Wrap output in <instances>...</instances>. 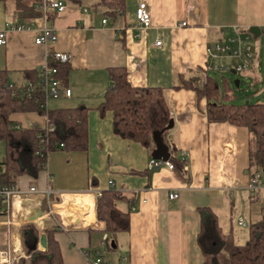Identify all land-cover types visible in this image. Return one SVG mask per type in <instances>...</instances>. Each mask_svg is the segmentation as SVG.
<instances>
[{
	"label": "crops",
	"instance_id": "1",
	"mask_svg": "<svg viewBox=\"0 0 264 264\" xmlns=\"http://www.w3.org/2000/svg\"><path fill=\"white\" fill-rule=\"evenodd\" d=\"M97 1L66 3L65 12L47 21L57 34L53 46L34 42L44 24L40 18L20 21L33 25L8 31L6 43L0 45V70H6L8 82L16 84L28 82L23 72L38 71L49 51L69 53L70 69L62 85L70 89V96L62 92L48 107L89 108L86 150L51 151L37 179L17 178V190L49 187L51 199L46 204L38 194L22 196L36 206L34 222H27L24 203L16 200L15 209L20 211L13 223L6 224L0 216V250L16 237L20 243L21 226L33 223L41 231L58 228L56 238L64 264H87L82 254L85 248L99 250L114 264H202L197 243L200 208L211 210L222 233L230 234L236 245L243 244L248 230H242L247 226L238 225L237 220L247 223V215L250 223L264 215V211L260 214L263 193L253 198L246 189L255 170L249 154L250 135L244 127L208 122L205 98L180 87L178 77L201 72L209 61L207 45L232 34L233 27L249 34L252 27L262 28L264 0H126L124 12L114 19L105 15V24L102 9L92 7ZM141 1L151 16L147 29L136 24L135 10ZM83 7L88 10L84 12ZM14 14L12 1L0 2V30L6 22L16 21ZM182 21L186 25L180 26ZM253 62L256 71L258 62ZM112 66L125 67L133 86L162 88L173 121L168 144L185 161L187 180L167 167L148 171L154 144L146 146L115 135L111 115L101 116L95 110L110 84L107 68ZM10 118L23 127L45 126V117L35 112H16ZM109 188L132 198L135 208L131 211L125 202H118L120 209L130 212V227L117 234L112 251L101 245L108 235L100 232L102 225L94 210L97 192ZM171 192L178 197L169 198ZM121 257L128 261L119 262Z\"/></svg>",
	"mask_w": 264,
	"mask_h": 264
},
{
	"label": "trees",
	"instance_id": "2",
	"mask_svg": "<svg viewBox=\"0 0 264 264\" xmlns=\"http://www.w3.org/2000/svg\"><path fill=\"white\" fill-rule=\"evenodd\" d=\"M12 1L15 6V23L30 21L42 16L36 8L42 0ZM69 5H78L81 0H64ZM126 0H98L93 8H100L104 15L116 18L125 9ZM55 13L48 14V20ZM57 69L56 77L65 84L69 63L51 61ZM110 84L105 89L102 101L95 107L101 116L111 115L112 131L123 139L146 146L153 144L152 133L163 130L171 120L167 103L160 87L133 86L128 80L127 69L122 66L107 68ZM231 75V73H229ZM28 81L22 84L8 82L7 71L0 70V142L4 154L0 158V184L15 185L17 178L27 175L37 179L45 169L49 152L55 150H86L88 147V112L85 106L49 108L41 106L44 96L40 75L36 70L23 72ZM179 86L191 89L206 100L205 114L208 122H227L247 129L249 154L254 169L264 166V101L235 103L232 78L221 77V83L213 74L201 70L191 76L179 75ZM241 81H239L240 84ZM30 83V85H29ZM29 86L31 89L29 91ZM16 112H35L48 119V127L20 126L10 118ZM18 126V127H17ZM161 133L168 147V161L173 169L185 177V161L175 155L168 144L167 134ZM62 145V146H60ZM147 174H150L147 171ZM125 202L130 209L133 203L123 192L109 188L100 191L95 199L96 220L102 225L100 232L106 233V249L116 250V236L130 227V212L118 207ZM200 231L197 243L202 252V264H264V215L248 225V239L241 245L233 242L230 234H223L216 215L208 208H200ZM58 228L45 227L42 231L33 223L20 228L22 249L29 255L27 262L19 264H64L59 242ZM47 239V248H38L40 234Z\"/></svg>",
	"mask_w": 264,
	"mask_h": 264
},
{
	"label": "built area",
	"instance_id": "3",
	"mask_svg": "<svg viewBox=\"0 0 264 264\" xmlns=\"http://www.w3.org/2000/svg\"><path fill=\"white\" fill-rule=\"evenodd\" d=\"M36 8L42 12V16L39 18L43 20L44 24L39 30H37L34 42L37 45H44L46 47L53 46V44L57 41V34L53 28L46 25L48 21L47 17L50 13L60 14L65 12L67 4L64 0H42L36 5ZM87 10V7H83L84 12ZM135 19L138 27L142 29L150 27L151 16L148 5L145 2L141 1L138 4L135 10ZM107 20L108 18L105 15L101 17V22L103 24H105ZM32 25L33 23L25 24L6 22L4 29L0 30V45H4L6 43L8 31L30 29ZM179 25L184 26L186 25V22L182 21ZM263 33L264 26L260 28V34ZM252 37V34L243 32L237 27H233L232 34L225 36L220 41L207 45L205 52L209 61L202 68V70L209 73L225 74L231 73L232 70L236 73L248 72L254 59L251 46ZM160 43V41L155 42L156 45H160ZM70 59L71 55L69 53L57 50L49 51L47 54L46 63L38 70L40 75L41 90L44 96V103L41 106L48 107V102L50 100L58 99L62 92L66 96H70V89L65 88L62 85L60 80L56 77L57 69L50 65L51 61L69 63ZM30 89L31 86H29V91ZM45 126L48 127V119L46 117ZM160 167H167L171 170L173 169L172 163L168 160L163 161L150 158L147 162V170L150 172L159 169ZM184 169H186V166H184ZM108 185L113 186V182L109 181ZM246 189L253 198L259 197L260 194L263 193L261 199L264 204V166L257 168L252 172L246 184ZM99 193L100 192H97V195ZM29 194H38L44 198V202H46V204H49L52 191L49 187L44 190H38L35 186L29 187L27 191H20L16 189L15 185L7 186L0 184V216L6 218V224L13 223L15 214L20 211L19 209H15L16 200L19 203H24L25 213L23 215L27 219V222H34V218L37 216L36 206L27 202L26 198H22V196ZM168 196L172 199L177 198L178 194L171 192ZM18 197H20V199ZM142 202H145V200H142ZM130 210L134 211L135 208L131 206ZM237 224L240 226H248L243 219H238ZM106 238V235L103 236L101 241L102 246L105 245ZM38 248L42 249L39 243ZM82 254L87 260V264H114L112 261L106 259L99 250H90L85 248L82 250ZM21 260L27 262L29 260V255L22 249L21 240L19 243L18 237H16L9 242L6 248L0 250V264H19ZM127 261V257H121L119 260V262Z\"/></svg>",
	"mask_w": 264,
	"mask_h": 264
},
{
	"label": "rangeland",
	"instance_id": "4",
	"mask_svg": "<svg viewBox=\"0 0 264 264\" xmlns=\"http://www.w3.org/2000/svg\"><path fill=\"white\" fill-rule=\"evenodd\" d=\"M88 2V0H86ZM252 52L255 56L254 59L258 62V68L254 71V62L251 64L250 69L246 73H236V74H225V73H216L213 74L216 79L221 83V77L224 75H229L232 78V86L235 103H242L246 101L250 102H262L264 101V33L257 39L251 38ZM253 59V60H254ZM234 80L241 81L238 86H235ZM50 102V101H49ZM55 103V101L53 102ZM4 154L3 144L0 143V158ZM264 211L261 210L260 214ZM257 217H252L251 220L256 219ZM249 217L245 215V220L249 223ZM242 230L247 231V228ZM42 250V249H41Z\"/></svg>",
	"mask_w": 264,
	"mask_h": 264
},
{
	"label": "water",
	"instance_id": "5",
	"mask_svg": "<svg viewBox=\"0 0 264 264\" xmlns=\"http://www.w3.org/2000/svg\"><path fill=\"white\" fill-rule=\"evenodd\" d=\"M251 34H253L254 37L260 35V28L259 27H252L250 28ZM232 74H236L234 70L231 71ZM235 86L239 85L238 80H234ZM173 127V121L172 119L169 121V123L165 126V128L161 131L156 130L152 133V142L154 144V149L151 153L152 158L166 161L169 158V151L167 145L164 143L161 137V133L164 130H169ZM39 245L41 246L42 250H45L47 248V239L44 233L41 234L39 237Z\"/></svg>",
	"mask_w": 264,
	"mask_h": 264
},
{
	"label": "bare ground",
	"instance_id": "6",
	"mask_svg": "<svg viewBox=\"0 0 264 264\" xmlns=\"http://www.w3.org/2000/svg\"><path fill=\"white\" fill-rule=\"evenodd\" d=\"M22 206V205H21ZM38 212V211H37Z\"/></svg>",
	"mask_w": 264,
	"mask_h": 264
}]
</instances>
